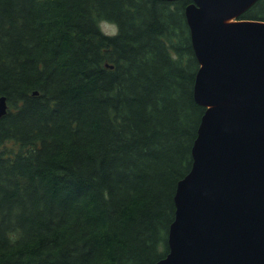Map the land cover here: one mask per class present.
Masks as SVG:
<instances>
[{"label":"trees","instance_id":"1","mask_svg":"<svg viewBox=\"0 0 264 264\" xmlns=\"http://www.w3.org/2000/svg\"><path fill=\"white\" fill-rule=\"evenodd\" d=\"M192 1L0 0V264L169 252L206 110ZM237 18L264 20V0Z\"/></svg>","mask_w":264,"mask_h":264},{"label":"water","instance_id":"2","mask_svg":"<svg viewBox=\"0 0 264 264\" xmlns=\"http://www.w3.org/2000/svg\"><path fill=\"white\" fill-rule=\"evenodd\" d=\"M255 1L186 6L200 62L194 95L206 110L156 264H264V20H228ZM8 108L0 95V117Z\"/></svg>","mask_w":264,"mask_h":264},{"label":"rangeland","instance_id":"3","mask_svg":"<svg viewBox=\"0 0 264 264\" xmlns=\"http://www.w3.org/2000/svg\"><path fill=\"white\" fill-rule=\"evenodd\" d=\"M238 18L237 17H231L229 18L228 20L229 21H236ZM101 26H102V29L106 32H109V33H114L117 31V26L114 24V23H111V22H102L101 23Z\"/></svg>","mask_w":264,"mask_h":264}]
</instances>
